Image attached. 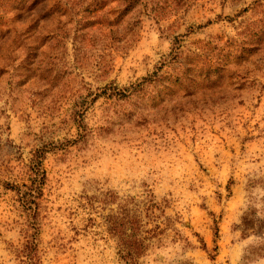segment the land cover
Here are the masks:
<instances>
[{"label": "rangeland", "instance_id": "rangeland-1", "mask_svg": "<svg viewBox=\"0 0 264 264\" xmlns=\"http://www.w3.org/2000/svg\"><path fill=\"white\" fill-rule=\"evenodd\" d=\"M125 213L264 264V0H0V264H128Z\"/></svg>", "mask_w": 264, "mask_h": 264}, {"label": "trees", "instance_id": "trees-1", "mask_svg": "<svg viewBox=\"0 0 264 264\" xmlns=\"http://www.w3.org/2000/svg\"><path fill=\"white\" fill-rule=\"evenodd\" d=\"M124 220L128 224L120 221H113L111 225L113 228V232H117V230H119L118 234L122 239L120 248L122 252L127 253V258H130V262L128 264H136L143 252L142 241L138 240V237L136 235V221L131 222L132 219L128 214H126ZM129 230L131 231V233L130 235H127V232ZM132 231L135 232L133 233Z\"/></svg>", "mask_w": 264, "mask_h": 264}]
</instances>
